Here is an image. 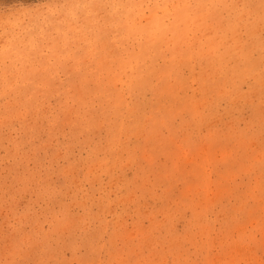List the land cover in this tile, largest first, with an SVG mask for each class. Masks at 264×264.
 <instances>
[{
    "label": "rangeland",
    "instance_id": "374dc122",
    "mask_svg": "<svg viewBox=\"0 0 264 264\" xmlns=\"http://www.w3.org/2000/svg\"><path fill=\"white\" fill-rule=\"evenodd\" d=\"M0 264H264V0H0Z\"/></svg>",
    "mask_w": 264,
    "mask_h": 264
}]
</instances>
